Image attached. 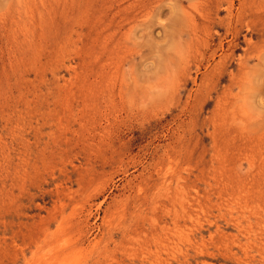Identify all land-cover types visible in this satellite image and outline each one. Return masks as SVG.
I'll return each mask as SVG.
<instances>
[{
	"label": "rangeland",
	"instance_id": "rangeland-1",
	"mask_svg": "<svg viewBox=\"0 0 264 264\" xmlns=\"http://www.w3.org/2000/svg\"><path fill=\"white\" fill-rule=\"evenodd\" d=\"M0 264H264V0H0Z\"/></svg>",
	"mask_w": 264,
	"mask_h": 264
}]
</instances>
